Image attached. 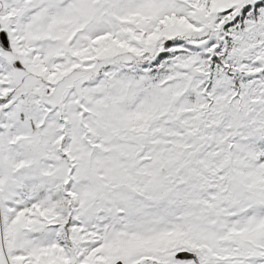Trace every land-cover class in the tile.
Here are the masks:
<instances>
[{"label":"snow or ice","instance_id":"snow-or-ice-1","mask_svg":"<svg viewBox=\"0 0 264 264\" xmlns=\"http://www.w3.org/2000/svg\"><path fill=\"white\" fill-rule=\"evenodd\" d=\"M0 264H264V0H0Z\"/></svg>","mask_w":264,"mask_h":264}]
</instances>
